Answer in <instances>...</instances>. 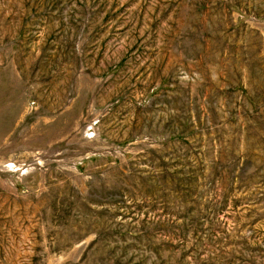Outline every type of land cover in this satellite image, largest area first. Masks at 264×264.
I'll return each mask as SVG.
<instances>
[{"label": "rangeland", "instance_id": "1", "mask_svg": "<svg viewBox=\"0 0 264 264\" xmlns=\"http://www.w3.org/2000/svg\"><path fill=\"white\" fill-rule=\"evenodd\" d=\"M0 264H264V0H0Z\"/></svg>", "mask_w": 264, "mask_h": 264}]
</instances>
